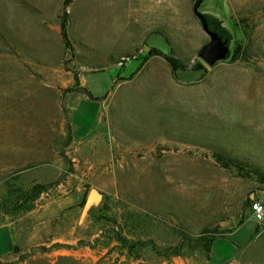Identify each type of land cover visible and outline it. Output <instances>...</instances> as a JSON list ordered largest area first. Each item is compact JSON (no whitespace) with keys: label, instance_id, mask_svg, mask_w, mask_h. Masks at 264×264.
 Returning <instances> with one entry per match:
<instances>
[{"label":"rangeland","instance_id":"obj_1","mask_svg":"<svg viewBox=\"0 0 264 264\" xmlns=\"http://www.w3.org/2000/svg\"><path fill=\"white\" fill-rule=\"evenodd\" d=\"M194 2L0 0V264H264V174L216 158L264 173V0H203L234 33L213 67Z\"/></svg>","mask_w":264,"mask_h":264},{"label":"water","instance_id":"obj_2","mask_svg":"<svg viewBox=\"0 0 264 264\" xmlns=\"http://www.w3.org/2000/svg\"><path fill=\"white\" fill-rule=\"evenodd\" d=\"M203 0H195L192 12L197 18L201 29L207 35L208 41L198 50L196 57L207 67H213L218 62L226 61L231 55V45L234 33L224 26L219 15L201 11L200 5ZM99 194L91 191L89 199H96Z\"/></svg>","mask_w":264,"mask_h":264},{"label":"trees","instance_id":"obj_3","mask_svg":"<svg viewBox=\"0 0 264 264\" xmlns=\"http://www.w3.org/2000/svg\"><path fill=\"white\" fill-rule=\"evenodd\" d=\"M62 34L65 36V27L62 26ZM66 37V36H65ZM158 53V51H156ZM161 54V53H160ZM161 56L165 59L169 67L171 68L172 71H177V70H185V66L182 65L177 59L173 58L172 56L166 55V54H161ZM217 161H220V163L223 164V166H230L233 165L238 168L239 172L245 171L247 176H254L258 179L263 178V170L262 168L254 163V162H249L248 170H243L241 166H243V163L241 161H238L235 159V161L224 158V157H219L222 159H218ZM224 158V160H223ZM48 190V186H43L39 187L37 185L31 186L24 194H25V199L27 200H34L37 198L40 194L46 192ZM217 234H214L210 237L204 236V234L200 235L194 240H191L188 237H183L179 241V243L174 247L172 253L170 256H193L195 254H201V255H208L211 254L212 252V245L216 241ZM208 258V257H207ZM209 259V258H208Z\"/></svg>","mask_w":264,"mask_h":264},{"label":"built area","instance_id":"obj_4","mask_svg":"<svg viewBox=\"0 0 264 264\" xmlns=\"http://www.w3.org/2000/svg\"><path fill=\"white\" fill-rule=\"evenodd\" d=\"M249 209L253 222L262 223L264 221V197L252 200L249 203Z\"/></svg>","mask_w":264,"mask_h":264},{"label":"crops","instance_id":"obj_5","mask_svg":"<svg viewBox=\"0 0 264 264\" xmlns=\"http://www.w3.org/2000/svg\"><path fill=\"white\" fill-rule=\"evenodd\" d=\"M0 232H2V234H3V236H2L3 242H4V240L6 242V245H5L6 246V249H5L6 253L3 254V255H0V258H1V257L5 256L8 253V251H9V237L7 236V233H6V231L4 230L3 227H0ZM0 240H2L1 236H0Z\"/></svg>","mask_w":264,"mask_h":264},{"label":"flooded vegetation","instance_id":"obj_6","mask_svg":"<svg viewBox=\"0 0 264 264\" xmlns=\"http://www.w3.org/2000/svg\"><path fill=\"white\" fill-rule=\"evenodd\" d=\"M233 43V42H232ZM231 48H232V45H231ZM231 54H232V50H231ZM231 56V55H230Z\"/></svg>","mask_w":264,"mask_h":264}]
</instances>
